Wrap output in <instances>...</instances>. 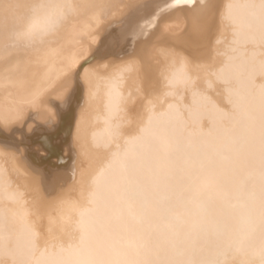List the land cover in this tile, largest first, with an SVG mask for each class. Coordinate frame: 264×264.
Segmentation results:
<instances>
[{
	"label": "bare ground",
	"instance_id": "6f19581e",
	"mask_svg": "<svg viewBox=\"0 0 264 264\" xmlns=\"http://www.w3.org/2000/svg\"><path fill=\"white\" fill-rule=\"evenodd\" d=\"M0 264H264V0H0Z\"/></svg>",
	"mask_w": 264,
	"mask_h": 264
}]
</instances>
